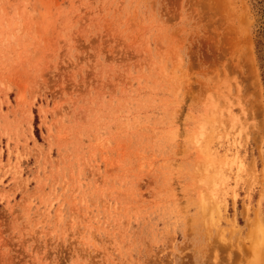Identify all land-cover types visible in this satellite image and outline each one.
<instances>
[{
    "label": "rangeland",
    "instance_id": "1",
    "mask_svg": "<svg viewBox=\"0 0 264 264\" xmlns=\"http://www.w3.org/2000/svg\"><path fill=\"white\" fill-rule=\"evenodd\" d=\"M0 264H264V0H0Z\"/></svg>",
    "mask_w": 264,
    "mask_h": 264
},
{
    "label": "snow or ice",
    "instance_id": "2",
    "mask_svg": "<svg viewBox=\"0 0 264 264\" xmlns=\"http://www.w3.org/2000/svg\"><path fill=\"white\" fill-rule=\"evenodd\" d=\"M93 44H95V41H92Z\"/></svg>",
    "mask_w": 264,
    "mask_h": 264
}]
</instances>
